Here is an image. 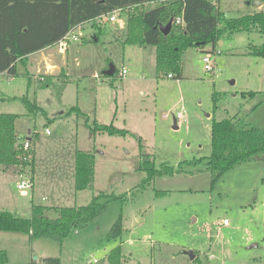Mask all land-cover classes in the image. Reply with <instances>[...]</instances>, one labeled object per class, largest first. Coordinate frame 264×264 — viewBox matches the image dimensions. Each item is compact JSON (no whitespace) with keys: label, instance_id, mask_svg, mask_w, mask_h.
<instances>
[{"label":"rangeland","instance_id":"374dc122","mask_svg":"<svg viewBox=\"0 0 264 264\" xmlns=\"http://www.w3.org/2000/svg\"><path fill=\"white\" fill-rule=\"evenodd\" d=\"M256 1L217 0L216 5L234 18L264 12ZM124 35L114 23L88 21L67 35L63 52L58 45L44 52L53 54L54 74L44 75L43 68L36 73L44 66L39 55L25 65L19 62L15 76L0 74V112L18 115V141L30 137L35 150L31 165H0V210L29 217L38 204L54 219L57 208L85 205L99 192L127 195L111 200L95 221L71 230L62 242L0 231L6 264L40 263L46 257H58L60 264H109L107 254L117 245L119 264H264V154L214 183L204 161H197L210 154L213 120L237 117L264 128V57L249 53L250 44H264V35L251 30L222 38L211 52V70L202 61L211 45L188 47L180 78L156 70L154 46L124 44ZM111 65L114 74L105 75ZM242 91L261 93L249 98ZM13 96H27L45 115H28L21 101L9 99ZM73 106L82 114L71 111ZM177 111L182 116L174 123ZM94 121L127 133L93 131ZM78 150L92 154L94 175L88 188L76 191ZM141 161L158 169L164 163L177 172L139 189L146 176L138 169ZM20 169L32 181L34 175L26 194L15 187ZM119 217L122 233L107 237Z\"/></svg>","mask_w":264,"mask_h":264},{"label":"trees","instance_id":"16d2710c","mask_svg":"<svg viewBox=\"0 0 264 264\" xmlns=\"http://www.w3.org/2000/svg\"><path fill=\"white\" fill-rule=\"evenodd\" d=\"M217 0H0V72L8 76L17 74L16 64L24 65L27 55L52 45L71 29L84 22L92 21L104 13L118 8H129L125 26L124 44L149 45L155 47V66L161 73L176 78L182 74L181 56L188 47L203 48L210 44L211 49L224 37L235 32L256 30L264 35V12L262 10L226 18L218 10ZM264 2V0H258ZM155 2L152 7L143 8L146 3ZM138 8L141 10L138 11ZM128 10V11H129ZM181 17L182 23L175 19ZM172 19L169 32L164 35L159 25H166ZM249 53L264 57V44L249 46ZM114 74V73H113ZM112 74V75H113ZM261 92L242 91V97L253 98ZM10 100L21 101L28 115L40 112L41 107L27 96H13ZM262 101L251 107L257 108ZM77 115L82 114L77 106L70 109ZM15 113L0 112V165L22 166L32 163L24 160L19 137L15 132ZM93 131L110 135H125L127 131L113 124L92 123ZM210 154L197 159L204 161L205 170L211 173V182H216L226 171L264 154V128L250 126L243 118H222L213 120L210 129ZM186 161V160H185ZM183 161V162H185ZM183 162H180L181 164ZM197 164V163H196ZM31 168V167H30ZM138 169L145 172L139 183L144 189L150 180L163 175L172 176L176 170L162 163L156 168L150 161H141ZM21 170V169H20ZM94 164L90 152L78 150L74 159V189L88 188L93 180ZM126 200V193L115 194L99 192L90 201L81 206L59 207L56 218L44 215L48 208L44 205H32L29 217L0 210V231L25 233L30 240L50 239L57 242L71 230L82 229L95 221L107 208L111 200ZM123 230L121 217L112 225L107 237L116 238ZM109 264H119L120 246L117 245L107 254ZM8 261L7 252L0 249V264ZM30 264H60L58 257H46L40 263L31 260Z\"/></svg>","mask_w":264,"mask_h":264},{"label":"built area","instance_id":"2783aa9c","mask_svg":"<svg viewBox=\"0 0 264 264\" xmlns=\"http://www.w3.org/2000/svg\"><path fill=\"white\" fill-rule=\"evenodd\" d=\"M128 10H129V8L114 9L111 12L104 13V14H101V15L97 16L94 19V21L97 22V23H102V24L103 23H114V24H116L118 26V28H125L126 22H127V17H128V13H127ZM175 23L176 24H181L182 23L181 17H177L175 19ZM69 33H67L65 36H63L58 41V45H59V50L60 51H64V45H65L64 41H65V39H66V37H67V35ZM71 38L73 40L77 39V37L74 34L71 35ZM210 59H211V54H209V53H206L204 55V57L202 58V60H203V62L205 64V66H204L205 70H211L212 69V67L209 64ZM125 73H126V69L122 68L121 75L124 76ZM167 76L171 77V75H167ZM181 116H182V113L180 111H177L176 114H175V117L177 118V117H181ZM45 133L49 134V130L47 128H45ZM30 139L31 138H24L20 142L23 151L27 152V154L23 157V159L27 160V161L30 160L31 151L33 150L32 142H31ZM18 176L20 177V180L16 183L15 187L22 194H26L27 191L33 187L32 177L28 173H26L25 171H22V169L18 173ZM222 223L226 224L227 221L225 219H223ZM93 262H97V260H93Z\"/></svg>","mask_w":264,"mask_h":264},{"label":"crops","instance_id":"0c3cea01","mask_svg":"<svg viewBox=\"0 0 264 264\" xmlns=\"http://www.w3.org/2000/svg\"><path fill=\"white\" fill-rule=\"evenodd\" d=\"M258 1V0H257ZM261 3V5L260 6H258V7H261L263 4H264V2H260ZM85 23V22H84ZM82 24V23H81ZM78 26H80V25H78ZM77 26V27H78ZM75 29V28H74ZM120 29H123V28H120ZM73 29H71L69 32H71ZM68 32V33H69ZM67 34V33H66ZM59 41V40H58ZM58 41L56 42V43H54V44H52V45H49V46H46V47H44V48H42V49H39V50H37V51H34V52H32V53H30V54H28L27 55V58H31L32 56H34V55H39V57L38 58H40V57H43L44 58V66H42V67H40V65L37 67V69L35 70L36 71V73H40V70H41V68H43L44 69V71H43V74L44 75H48V76H50V75H52V74H54V69L56 68V66L54 65V64H52L50 61H51V58H50V55H53L52 53H47V56L44 54V52L45 51H47V50H50L53 46H56V45H58ZM218 43H222V41L221 40H219L218 41ZM59 46V45H58ZM59 49V48H58ZM60 51V50H59ZM61 52H63V51H61ZM63 56V55H62ZM63 59V58H62ZM19 63V62H18ZM17 63V64H18ZM39 63H41V62H39ZM17 64H16V66H17ZM30 67H31V65H30ZM0 74L1 75H6V76H8L6 73H5V71L4 72H0ZM93 74H95V71L93 72ZM10 77H12V76H10ZM175 119V121H176V117L174 118ZM175 123V122H174ZM28 131H30L29 129L27 130V132ZM17 134V133H16ZM30 134V133H29ZM28 138H30V137H28ZM34 153H35V150H34ZM34 153H33V157H34ZM33 181H34V175H33Z\"/></svg>","mask_w":264,"mask_h":264},{"label":"water","instance_id":"95a60500","mask_svg":"<svg viewBox=\"0 0 264 264\" xmlns=\"http://www.w3.org/2000/svg\"><path fill=\"white\" fill-rule=\"evenodd\" d=\"M256 5L260 6L261 5L260 1H256ZM171 26H172V19H170L166 25H164V26L159 25L158 27L162 31V33L164 35H166L169 32V30L171 29ZM94 40L96 41L95 37H94ZM113 73H114V67L112 65L109 67L108 70H106L104 72V74L108 75V76L112 75ZM174 122H175V119H174ZM28 133H30V131H28ZM187 253L190 256V258H193L194 255H193L192 251H188Z\"/></svg>","mask_w":264,"mask_h":264},{"label":"bare ground","instance_id":"6f19581e","mask_svg":"<svg viewBox=\"0 0 264 264\" xmlns=\"http://www.w3.org/2000/svg\"><path fill=\"white\" fill-rule=\"evenodd\" d=\"M215 49H213V50H207V52L206 53H209V54H211V52H213ZM203 61V60H202ZM204 63V62H203Z\"/></svg>","mask_w":264,"mask_h":264}]
</instances>
